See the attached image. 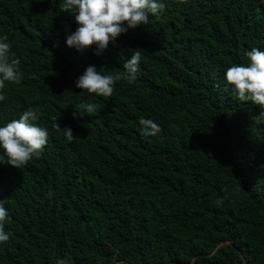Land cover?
<instances>
[{"label":"trees","instance_id":"trees-1","mask_svg":"<svg viewBox=\"0 0 264 264\" xmlns=\"http://www.w3.org/2000/svg\"><path fill=\"white\" fill-rule=\"evenodd\" d=\"M162 2L96 55L67 46L63 0H0V40L23 73L0 90V126L34 110L49 133L23 168L0 163V264H264V108L224 79L264 51V0ZM136 48L133 84L107 99L76 87L89 65L123 72ZM141 116L161 131L141 135Z\"/></svg>","mask_w":264,"mask_h":264},{"label":"clouds","instance_id":"clouds-1","mask_svg":"<svg viewBox=\"0 0 264 264\" xmlns=\"http://www.w3.org/2000/svg\"><path fill=\"white\" fill-rule=\"evenodd\" d=\"M177 3H186V0H177ZM165 8L166 4L162 0H63L60 11L73 16L77 25L75 31L68 32L66 44L80 52L94 47L95 54L100 55L110 44L115 45L122 33L139 25H147L150 15H160ZM6 39L0 40V90L5 87V82L19 84L23 79L20 61L10 59L11 45ZM139 49L136 48L130 59L124 61L123 72H102L94 65L87 66L76 79V87L89 94L110 98L116 82L124 80L133 84L137 80L142 58ZM245 55L249 62L232 64L226 69L224 79L236 99L241 102L251 101L264 108V51L254 47ZM4 99L5 96L0 92V101ZM79 109L89 116L98 111L95 103L82 102ZM38 119L36 111L26 110L18 119L0 126V163L21 169L33 157L39 158L42 155L49 133L47 128L34 123ZM139 125L140 133L145 137L156 136L161 131L157 123L143 116L139 117ZM54 127L62 132L68 142L74 139L70 127L61 128L57 121ZM228 197L226 193L215 203L219 206ZM8 219V210L4 201L0 200V243L9 239V234L4 231ZM57 264H65V261L61 259Z\"/></svg>","mask_w":264,"mask_h":264}]
</instances>
